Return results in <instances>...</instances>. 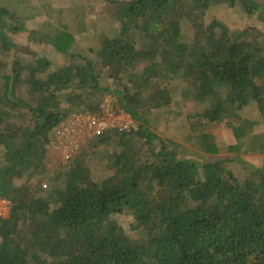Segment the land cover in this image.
<instances>
[{"label":"trees","instance_id":"trees-1","mask_svg":"<svg viewBox=\"0 0 264 264\" xmlns=\"http://www.w3.org/2000/svg\"><path fill=\"white\" fill-rule=\"evenodd\" d=\"M9 1L0 0V264H264V30L205 23L210 9L241 5L264 25V1L107 0L115 29L86 53L67 24L27 29ZM19 33L62 63L18 50ZM176 89L201 109L171 110ZM106 98L131 125L50 155L58 128L74 115L104 118ZM158 110L169 111L163 121Z\"/></svg>","mask_w":264,"mask_h":264},{"label":"rangeland","instance_id":"rangeland-1","mask_svg":"<svg viewBox=\"0 0 264 264\" xmlns=\"http://www.w3.org/2000/svg\"><path fill=\"white\" fill-rule=\"evenodd\" d=\"M260 1L263 2L264 0ZM75 2L71 3L70 0H12L8 3L12 9L16 10L19 16L18 18L21 19L27 29L39 28L42 31H48L53 27L59 28L62 22L67 24L68 30L77 36L75 50L84 53L89 45H93V48L98 46L99 35H112L115 27L108 15L107 0H76ZM212 18L220 21L230 32L243 31L251 27H255L260 31L264 30V25L257 19V12H249L241 5H235L232 8L217 6L210 9L205 17V23H210ZM182 32L184 33L187 31L183 28ZM11 40L18 50L29 48L51 59L54 64L57 62L58 64L62 63L61 57L53 53L54 51L50 46L31 44L32 42L27 38L26 33L11 35ZM170 95L174 106L170 107L171 110L178 109L187 114L189 112H195L197 109L200 110L202 107L201 104H196L194 101H184L180 96L179 89L172 90ZM109 100L110 98L105 99L103 110H110ZM167 112L169 111H156L154 113V119H164V113ZM251 113L253 112H249L247 115L252 116L253 114ZM119 116H122L120 120L122 125L126 124V121H130L131 125V119L128 116L120 114L118 118H120ZM17 122L22 123L23 121L18 120ZM79 123L80 124H77L76 122L74 129L69 130V133L66 135L63 131L69 124L58 128L52 138L53 144L51 146L52 151L50 155L56 152L65 155L70 148H73L72 151L76 152L87 146V140L90 135L89 131L84 127L85 123L83 120ZM159 130H161V127ZM187 130L186 127L180 129L175 128L173 133H178L182 136ZM219 133L221 134L222 140L226 139V141H228V136L230 135L227 134L225 128L221 127ZM67 140L70 142L68 143ZM254 162H257V160ZM119 222L125 231L129 232L128 223H130V221L119 218Z\"/></svg>","mask_w":264,"mask_h":264},{"label":"built area","instance_id":"built-area-1","mask_svg":"<svg viewBox=\"0 0 264 264\" xmlns=\"http://www.w3.org/2000/svg\"><path fill=\"white\" fill-rule=\"evenodd\" d=\"M105 117H97V116H90V115H84V116H78V115H74L71 116L70 120H69V126L67 128L64 129L63 133L66 135L69 133V130L74 129V125L77 122V124H80L79 122L81 120L84 121L85 123V127L88 129L89 131V137L93 136V135H100L102 133H104L105 131H107L109 128H113V127H118L120 129H127L130 125V121H126V124H121L120 120L122 118V116H119L120 118H118V116H113L111 111L105 110ZM69 136V135H68ZM70 137V136H69ZM67 139V138H66ZM67 142L69 143L70 141L67 140ZM63 145L65 146V143L63 142ZM72 145V144H71ZM73 148H70L69 150H72ZM68 152V150H67ZM69 153L65 154V157H68ZM9 212V202L6 201L3 198H0V218H6Z\"/></svg>","mask_w":264,"mask_h":264}]
</instances>
